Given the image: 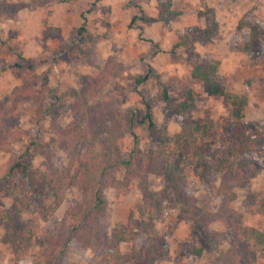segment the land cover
<instances>
[{
    "label": "rangeland",
    "instance_id": "obj_1",
    "mask_svg": "<svg viewBox=\"0 0 264 264\" xmlns=\"http://www.w3.org/2000/svg\"><path fill=\"white\" fill-rule=\"evenodd\" d=\"M0 2V7H19L16 19L0 22V121L15 118V135L0 143V217L6 215L4 220L0 218V264L49 261L50 248L39 245L30 248L27 258L15 261L21 254H15V244L7 238L13 233L23 235V230H30L34 237H43L68 231L65 211L78 198L76 187L67 190L54 208L52 196L42 192L33 197L30 183L21 175L9 177L8 172L17 161L39 171L67 165L69 156L59 133L74 120L76 96L91 88L101 89L106 107L134 115L137 163H143L146 151L156 147L146 122H140L145 114L142 95L152 103L157 127L170 135L179 132L186 119L210 122L208 139L220 148L237 145L245 136L252 138L258 132V147L241 156L248 160L250 173L245 186L233 179L224 180L223 173L214 169L199 177L194 174L193 160L186 163L181 188L192 201L195 199L200 212L206 213L201 226L164 205L150 213L163 246L154 264L233 261L234 252H226L236 240L227 226L225 211L242 210L249 192L264 191V0ZM207 28L211 29L209 37ZM253 32L258 36L251 50L245 51L244 43ZM177 35H182L184 45L171 51ZM211 62H216L211 77L226 92L247 97L244 126L233 122L225 98L207 95L201 80L191 75L198 66L210 69ZM147 72V81L136 85L134 77ZM159 82L167 87L170 107L162 99ZM185 101L189 107L181 109L179 103ZM34 103L41 106L38 122L28 109ZM146 185L157 193L165 181L149 173ZM105 195L108 213L102 225L108 234L117 226L148 219L137 187L121 202L114 199L110 188ZM250 220L264 232L263 215L254 214ZM200 245L204 246L203 254L190 262V250ZM128 247L129 242L120 241L116 246L91 249L72 241L62 264H108L113 255L125 254ZM124 264L134 261L128 259ZM253 264H264V251L255 254Z\"/></svg>",
    "mask_w": 264,
    "mask_h": 264
},
{
    "label": "trees",
    "instance_id": "obj_2",
    "mask_svg": "<svg viewBox=\"0 0 264 264\" xmlns=\"http://www.w3.org/2000/svg\"><path fill=\"white\" fill-rule=\"evenodd\" d=\"M1 3L0 5H3ZM18 9L19 7L13 5L1 6L0 22L4 19H16ZM255 22L263 24L258 19ZM207 29L206 37H209L211 29ZM177 36L178 38L172 41L171 51L184 45L182 35ZM256 36L257 33H251L250 39L244 43L243 50H251ZM216 62L209 63L210 69L195 67L191 75L201 80L207 95L225 98L231 106L233 122L237 126H244L247 97L226 92L223 86L211 77ZM148 78L149 72L138 74L134 77L135 84L140 85ZM158 84L163 101L170 107L166 85L162 82ZM141 97L145 114L140 122H146L151 140L156 144V147H150L146 151L143 163H137L139 148L138 135L134 131V115L106 107L101 89L91 88L76 96L72 108L74 120L59 133L69 156L66 166L39 171L30 169L29 164L23 161L12 165L8 176L21 175L26 179L30 183L33 197L40 196L42 192L52 196L54 208L59 206L67 190L76 187L79 192L78 198L65 211V217L69 221L65 235L48 234L34 237L30 230H23V235L13 233L11 237L7 236L9 241L15 244V254H21L15 257V261L27 258L30 248L34 245L50 248L47 264H62L72 241L91 249L116 246L120 241H126L129 242L127 252L116 253L113 255L114 260L108 264H124L128 259L133 260L134 264H154L161 257L163 246L150 216L153 209L164 205L191 218L195 226H201L204 222L206 213L200 212L195 199L192 201L193 197L181 188L186 179L184 167L190 159L194 163V174L199 177L203 172L214 169L223 173L224 180L233 179L239 186L247 184L250 177L248 160L241 156L258 147L257 143L261 141L260 135L259 139L256 137L258 132L250 138L245 136L244 129L243 141L237 145L229 143L220 148L208 139L210 122H192L186 119L180 131L170 135L159 129L154 122L152 103L148 96ZM35 105L36 103L28 109L36 115L38 122L41 106ZM179 107H189V103L180 102ZM14 126L15 118L1 119L0 143L7 137L9 140L13 138ZM121 172L122 177H119ZM149 173H155L165 181L164 187L157 193L150 191L146 185ZM133 187L141 191L142 204L148 211V219L117 226L108 234L102 225V220L108 213L105 190L112 189L114 199L121 202ZM225 212L227 226L236 240V244L226 252L233 251L234 260L225 264H253L255 254L264 251V232L251 224L250 217L254 214L264 216V191L249 192L247 203L242 210L228 208ZM5 216L2 214L0 218L4 220ZM42 217L48 218L46 214ZM140 240L141 243L137 246ZM203 252V245L193 246L188 254L189 261L198 259Z\"/></svg>",
    "mask_w": 264,
    "mask_h": 264
}]
</instances>
